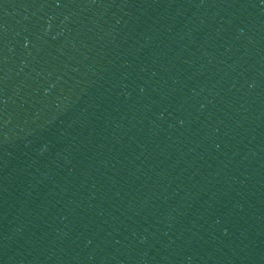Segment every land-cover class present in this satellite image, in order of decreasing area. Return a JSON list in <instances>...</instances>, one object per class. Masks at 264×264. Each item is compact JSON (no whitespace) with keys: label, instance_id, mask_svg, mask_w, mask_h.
<instances>
[{"label":"water","instance_id":"obj_1","mask_svg":"<svg viewBox=\"0 0 264 264\" xmlns=\"http://www.w3.org/2000/svg\"><path fill=\"white\" fill-rule=\"evenodd\" d=\"M0 264H264V0H0Z\"/></svg>","mask_w":264,"mask_h":264}]
</instances>
